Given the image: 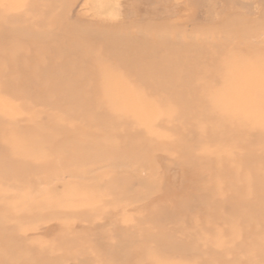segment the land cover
Masks as SVG:
<instances>
[{"label":"rangeland","instance_id":"374dc122","mask_svg":"<svg viewBox=\"0 0 264 264\" xmlns=\"http://www.w3.org/2000/svg\"><path fill=\"white\" fill-rule=\"evenodd\" d=\"M0 35V264H264V0H0Z\"/></svg>","mask_w":264,"mask_h":264},{"label":"bare ground","instance_id":"6f19581e","mask_svg":"<svg viewBox=\"0 0 264 264\" xmlns=\"http://www.w3.org/2000/svg\"><path fill=\"white\" fill-rule=\"evenodd\" d=\"M9 47L10 46V43H7V40L6 38H4L2 35H0V48L2 47ZM16 72L17 71H13L12 70V74H15L16 75ZM18 73V72H17ZM7 86H4V89L6 91H9V90H12L13 93L15 92V90H13L12 88H8ZM11 111H14L13 113H11ZM11 111L9 112H5V115L9 120H11V124H9V131L10 133L13 135V140H14V143L15 145H17L18 143H20V139H19V133H18V129H17V126H16V123H13L12 121L15 120V118L13 119V114L16 113V109L13 108ZM15 122V121H14Z\"/></svg>","mask_w":264,"mask_h":264}]
</instances>
